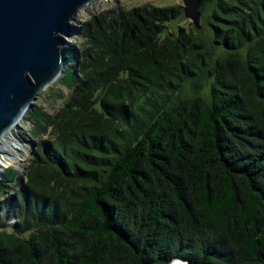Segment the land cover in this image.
<instances>
[{
    "label": "trees",
    "instance_id": "16d2710c",
    "mask_svg": "<svg viewBox=\"0 0 264 264\" xmlns=\"http://www.w3.org/2000/svg\"><path fill=\"white\" fill-rule=\"evenodd\" d=\"M201 1L200 28L176 4L76 22L71 90L0 178V264H264V0Z\"/></svg>",
    "mask_w": 264,
    "mask_h": 264
},
{
    "label": "water",
    "instance_id": "95a60500",
    "mask_svg": "<svg viewBox=\"0 0 264 264\" xmlns=\"http://www.w3.org/2000/svg\"><path fill=\"white\" fill-rule=\"evenodd\" d=\"M94 1L0 0V142L39 93L65 75V48L78 27L73 22ZM183 2L184 17L200 28L202 1Z\"/></svg>",
    "mask_w": 264,
    "mask_h": 264
},
{
    "label": "rangeland",
    "instance_id": "374dc122",
    "mask_svg": "<svg viewBox=\"0 0 264 264\" xmlns=\"http://www.w3.org/2000/svg\"><path fill=\"white\" fill-rule=\"evenodd\" d=\"M117 3H120V5L124 8H133L136 6H140L142 4H153L158 6H167V5H183V0H95L93 3L85 6L81 12H79L78 16L75 19V22H73L74 25H78L76 22H82L87 17H89V13H95L102 9H106L112 6H115ZM203 21V20H202ZM191 23L189 18L184 17V20L179 22L180 26H187ZM192 24V23H191ZM193 25V24H192ZM78 35L75 33V31H72L68 37L70 42H74L77 40ZM67 56L70 57V51L68 46L65 48ZM67 59V58H66ZM68 81L67 83L60 82V79L54 80L47 89H44L41 91L38 95V99L35 101L34 106L38 107L41 106L47 113H53L55 110L58 109V107L63 103V100L65 97L68 96V93L71 90V74L68 75ZM58 94H62L63 97H58ZM30 132V123L28 121L27 113H25L24 117L19 122V125L14 127L12 129V132L7 135L5 145L1 146L5 149L10 147L11 145H16L18 148H10V150H4V154L0 151V178H3L4 171L7 167H14L17 172L22 175V179H24L25 173H26V164L27 161L31 155V152L33 150V144L31 142V139L29 137ZM27 154L25 155V153ZM6 155V156H5ZM18 155H23V160H18L16 162H12L11 164H7V166H4L5 162L9 160L10 158H13ZM5 156V157H4ZM7 157V158H6ZM10 185V183H9ZM9 187H6L4 190V194H10L12 191Z\"/></svg>",
    "mask_w": 264,
    "mask_h": 264
},
{
    "label": "bare ground",
    "instance_id": "6f19581e",
    "mask_svg": "<svg viewBox=\"0 0 264 264\" xmlns=\"http://www.w3.org/2000/svg\"><path fill=\"white\" fill-rule=\"evenodd\" d=\"M10 132H12V130L10 129V131L9 132H6V134L4 135V137L1 139V142H0V151H1V153H3L4 154V150H10V148H11V150H12V148H18L16 145H11L10 147H8V148H6L5 147V149L3 148V147H1V146H3V145H5V142H6V138H7V135H9V133ZM4 149V150H3ZM27 154V152L25 153V155ZM6 156V155H5ZM4 156V157H5ZM7 158V157H6ZM24 159V157H23V155H18V156H15V157H13V158H10L9 157V160L8 161H6L5 162V164H4V166H7V164H11L12 162H16V161H18V160H23ZM1 165V164H0Z\"/></svg>",
    "mask_w": 264,
    "mask_h": 264
}]
</instances>
